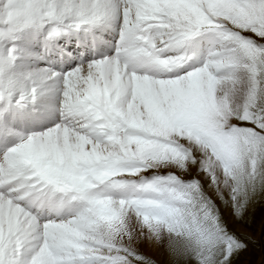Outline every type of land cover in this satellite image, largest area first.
Here are the masks:
<instances>
[{"label": "snow or ice", "instance_id": "snow-or-ice-1", "mask_svg": "<svg viewBox=\"0 0 264 264\" xmlns=\"http://www.w3.org/2000/svg\"><path fill=\"white\" fill-rule=\"evenodd\" d=\"M257 203L264 0H0V264H264Z\"/></svg>", "mask_w": 264, "mask_h": 264}, {"label": "rangeland", "instance_id": "rangeland-1", "mask_svg": "<svg viewBox=\"0 0 264 264\" xmlns=\"http://www.w3.org/2000/svg\"><path fill=\"white\" fill-rule=\"evenodd\" d=\"M252 212L254 214V223L252 224V226L249 230L258 238V236H259L258 234L260 232L261 222H262V220H264V205L257 203L254 206V208L252 209ZM224 214H225V216H229L230 211L225 209ZM144 251L146 254L152 256L153 259L157 260L158 264H164V262L168 258L166 255V252L164 250L154 251V250H150V249L145 248ZM254 252H255V255H251L249 258L251 260H254V261L259 260V246L258 245L254 249Z\"/></svg>", "mask_w": 264, "mask_h": 264}, {"label": "bare ground", "instance_id": "bare-ground-1", "mask_svg": "<svg viewBox=\"0 0 264 264\" xmlns=\"http://www.w3.org/2000/svg\"><path fill=\"white\" fill-rule=\"evenodd\" d=\"M259 228V227H258ZM259 235V234H258ZM148 249V248H147ZM150 250H152V249H150Z\"/></svg>", "mask_w": 264, "mask_h": 264}]
</instances>
